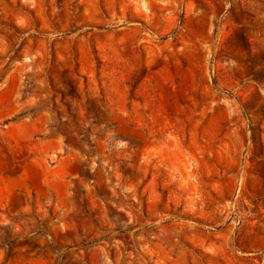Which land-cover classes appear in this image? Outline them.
I'll return each instance as SVG.
<instances>
[{
  "label": "rangeland",
  "instance_id": "obj_1",
  "mask_svg": "<svg viewBox=\"0 0 264 264\" xmlns=\"http://www.w3.org/2000/svg\"><path fill=\"white\" fill-rule=\"evenodd\" d=\"M0 264H264V0H0Z\"/></svg>",
  "mask_w": 264,
  "mask_h": 264
}]
</instances>
